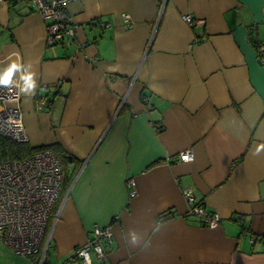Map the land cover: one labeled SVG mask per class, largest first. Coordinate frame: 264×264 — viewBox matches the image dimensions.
<instances>
[{"label":"crops","instance_id":"crops-1","mask_svg":"<svg viewBox=\"0 0 264 264\" xmlns=\"http://www.w3.org/2000/svg\"><path fill=\"white\" fill-rule=\"evenodd\" d=\"M68 8L76 33L49 46L32 6H0V75L15 65L23 83L29 146L77 168L48 224L51 264H79L73 248L109 223L114 243L95 264H264V0ZM186 188L217 227L188 215Z\"/></svg>","mask_w":264,"mask_h":264},{"label":"built area","instance_id":"built-area-1","mask_svg":"<svg viewBox=\"0 0 264 264\" xmlns=\"http://www.w3.org/2000/svg\"><path fill=\"white\" fill-rule=\"evenodd\" d=\"M73 1L75 0H0V6L18 3L32 6L48 21L46 44L52 46L62 42L67 34H75L68 8ZM185 20L193 26L201 22L190 14H185ZM198 39L202 40L204 37ZM258 48L264 55V42ZM3 77L0 75V81ZM22 86L21 80L13 77L6 84L0 82V136L16 143L30 141L21 107ZM47 100L43 97L38 103L39 108H43ZM180 159L191 161L194 159V152L190 149L182 153ZM64 177L65 166L62 159L51 148L33 150L20 159L0 160V239L7 242L19 255L30 256L34 264H46L51 241L48 224L53 212L58 215L71 191L70 185L67 192L63 193ZM127 187L130 197H135L138 189L134 177L128 179ZM183 196L189 201V215L197 216L205 226L217 227L220 224L221 215L209 211L197 202L192 189H184ZM114 240L112 223L107 226L96 224L90 239L73 248L71 261L77 260L79 264L104 261Z\"/></svg>","mask_w":264,"mask_h":264},{"label":"trees","instance_id":"trees-1","mask_svg":"<svg viewBox=\"0 0 264 264\" xmlns=\"http://www.w3.org/2000/svg\"><path fill=\"white\" fill-rule=\"evenodd\" d=\"M258 55L260 57V60L264 62V55L260 52V48L258 49ZM33 150L35 149L31 148L29 146V143H16L11 139L8 138L6 139L0 136V160L20 159L30 154ZM59 155L62 159L63 165L65 166V177H64L65 181L62 189L64 193L72 184L74 180V176L77 173V168H74V171L69 175L67 173V168L69 164H72L73 158L70 154L69 155L63 154L64 156L62 154ZM173 215H174L173 211L169 210V212H166L163 215H161L160 220H167L169 219V217H172Z\"/></svg>","mask_w":264,"mask_h":264},{"label":"rangeland","instance_id":"rangeland-1","mask_svg":"<svg viewBox=\"0 0 264 264\" xmlns=\"http://www.w3.org/2000/svg\"><path fill=\"white\" fill-rule=\"evenodd\" d=\"M187 202L189 203V201H187ZM48 236H49V234H48ZM52 247L53 246L50 243L48 252H50V254L53 253V261L56 262L57 259L54 260V257H55L54 253L55 252L52 249ZM50 254L47 256L46 264L53 263L52 260H51V255ZM0 264H34V263H33V260H32V258L30 256H28V255H24V256L23 255H19L18 253H16L14 251L13 248H11L9 246V244L7 242H4L3 240L0 239Z\"/></svg>","mask_w":264,"mask_h":264},{"label":"clouds","instance_id":"clouds-1","mask_svg":"<svg viewBox=\"0 0 264 264\" xmlns=\"http://www.w3.org/2000/svg\"><path fill=\"white\" fill-rule=\"evenodd\" d=\"M14 68H15V65L13 66L12 69H10V70L5 74V76L3 77V80L0 81V82H3V83L6 84V83L8 82V80L11 78V76H12V72H13ZM185 159H187V157H185Z\"/></svg>","mask_w":264,"mask_h":264}]
</instances>
